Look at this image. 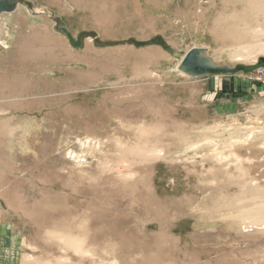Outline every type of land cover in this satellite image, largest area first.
<instances>
[{
    "label": "rangeland",
    "instance_id": "obj_1",
    "mask_svg": "<svg viewBox=\"0 0 264 264\" xmlns=\"http://www.w3.org/2000/svg\"><path fill=\"white\" fill-rule=\"evenodd\" d=\"M250 1L33 0L60 14L72 39L45 16L9 17L0 74L23 78L5 92L31 108L42 146L35 169L15 171L17 210L0 206V264H53L71 231L95 250L84 264H264V218L243 210L264 199V4ZM192 47L235 69L183 74ZM68 81L77 84L58 96L71 104L57 127L34 89ZM140 140L142 155L130 151ZM243 199L249 206L235 205Z\"/></svg>",
    "mask_w": 264,
    "mask_h": 264
},
{
    "label": "crops",
    "instance_id": "obj_2",
    "mask_svg": "<svg viewBox=\"0 0 264 264\" xmlns=\"http://www.w3.org/2000/svg\"><path fill=\"white\" fill-rule=\"evenodd\" d=\"M9 22L10 21L8 18L5 21V24L6 23L8 24ZM52 27H53V23L51 24L50 27V30L53 34L59 36L62 39H67L66 36L53 31ZM66 29H67V35H70L69 38L72 39L68 26H66ZM55 53H57V51H55ZM76 63L77 62H75V64ZM0 65H1L0 68L10 67V66L2 65L1 60H0ZM5 73L7 74V72ZM54 73H56L55 75L56 77H61L64 75L61 72L57 73L56 71H54ZM7 78H8L7 75L0 74V206L2 207L3 203L6 202L8 203L10 208L17 210L15 204H10V203L22 202L21 201L22 199L20 198V194H22V188L20 187L21 186L20 183L16 181L15 171L18 169H23V170L35 169L36 167L34 166L35 157L37 156V154H39V152L38 153L35 152V156H34L32 154L33 153L32 151L35 147L38 146L40 149L42 143L38 144L35 142V136H36L35 126H37V121L36 119L29 117L28 112L30 113L32 112L31 108L29 109L25 105L20 104V100L22 99L20 97V93L16 94L12 92L7 96L5 92V90L8 89V85H14V83L19 84L20 82L23 83V78H20L18 76L17 77L13 76L12 78L11 77L9 78V81ZM75 84L77 83H74L73 85L71 81H68L66 84L67 87H65L62 84V82H59L57 84H52L51 86L48 87L41 86L34 89L36 93L42 95L43 98L49 102L48 109L50 110L51 113H53L54 116L53 120H55L56 123L60 119H65V116L61 115L60 113V109L62 108V106H64L66 103L68 105L71 104L70 95L66 98V100H60L58 96L62 92L71 90V87L75 86ZM9 89H11V91H14V86H9ZM8 110L9 111L13 110L16 112L20 111L19 113L26 112L28 115L25 114L19 116L18 113L16 114V117L14 116L6 117L5 114H7L6 112ZM11 114H13L12 111L9 113V115ZM33 115L36 116L37 112H34ZM67 117L68 116H66V119H68ZM57 127H58V123H57ZM54 132L56 131L54 130ZM48 145L53 146L54 143L51 142L50 140H46L43 148L44 152ZM26 158L29 159L26 160Z\"/></svg>",
    "mask_w": 264,
    "mask_h": 264
},
{
    "label": "bare ground",
    "instance_id": "obj_3",
    "mask_svg": "<svg viewBox=\"0 0 264 264\" xmlns=\"http://www.w3.org/2000/svg\"><path fill=\"white\" fill-rule=\"evenodd\" d=\"M33 1V0H32ZM244 2V1H243ZM247 2H248V0H247ZM250 2H252V3H254V4H256V5H263L264 4V0H251ZM35 4V3H34ZM36 5V4H35ZM38 6V5H37ZM48 8H50L49 6H48ZM51 9H53V8H51ZM18 10V9H17ZM16 10V11H17ZM252 10V9H251ZM16 11L14 12V13H16ZM54 11V10H53ZM246 11V10H245ZM253 11V10H252ZM258 12V11H257ZM55 13V12H54ZM56 14V13H55ZM257 14V13H256ZM12 15V14H11ZM15 15V14H14ZM56 15H58V14H56ZM239 15V14H238ZM255 15V14H254ZM253 15V16H254ZM31 16V15H30ZM38 16H43V15H38ZM63 21H64V19H63V17H61L60 15H58ZM16 17V16H15ZM14 17V18H15ZM238 18H240L239 16H237ZM246 17V16H245ZM248 17V16H247ZM256 18V17H255ZM17 19V18H16ZM237 19V18H236ZM9 20H10V18H9ZM239 20V19H238ZM10 23V22H9ZM235 24V23H234ZM237 24V23H236ZM245 24H246V22H245ZM6 25V27H7V32H6V38L3 40V42L2 43H0V47H3V48H7L9 45H10V41H13V39L12 38H14V33H13V31H11L12 29L11 28H9V24H5ZM231 25H232V23H231ZM241 25V24H240ZM247 25H248V23H247ZM236 26H238V25H236ZM13 27V26H12ZM244 27V26H243ZM238 30V29H237ZM233 32V31H232ZM237 32V31H236ZM244 33V32H243ZM263 34V33H262ZM256 35V34H255ZM12 39V40H11ZM30 46V45H29ZM32 47H33V45H31ZM30 46V47H31ZM31 47V48H32ZM27 48V47H26ZM195 48H197V47H195ZM203 48V47H202ZM202 48H200V47H198V49H201V51H202ZM191 49V48H190ZM204 50L206 49L205 47L203 48ZM28 50V49H27ZM27 50H25L24 52H22L21 50H17V51H19V53H15V54H13V55H11V56H9V57H12L14 60L15 59H22V58H24V57H26L27 55H31V54H33V53H35V49H32V50H29V51H27ZM26 51L28 52V54H26ZM187 52V51H186ZM23 53H25V54H23ZM186 54V53H185ZM201 54L203 55V52H201ZM75 55V54H74ZM80 55V54H79ZM205 55H206V51H205ZM207 56V55H206ZM17 61V60H16ZM212 64V63H211ZM2 65H4V64H2ZM4 66H8L7 64L6 65H4ZM212 66H214V67H223V66H217V65H215L214 63L212 64ZM49 71V70H48ZM49 73V72H48ZM183 73V72H182ZM184 74V73H183ZM212 74H214V73H212ZM50 75V74H49ZM207 75H209V74H207ZM68 76V75H67ZM87 77V76H86ZM66 78V77H65ZM247 137V136H246ZM249 137V136H248ZM147 141V140H146ZM211 141V140H210ZM194 142V141H193ZM196 142V141H195ZM243 142V141H242ZM142 143V144H141ZM234 143V142H233ZM197 144V143H196ZM200 144V143H199ZM227 145V144H226ZM190 146V145H189ZM197 146V145H196ZM128 147V146H127ZM133 150H130V151H135V150H137V152H139L141 155H142V153H145L148 149H147V145L145 144V141H143V140H140L139 141V144H134L133 146ZM211 148V147H210ZM129 149V148H128ZM139 149H141V150H143V151H139ZM155 149L156 148H154L153 150L155 151ZM230 149V148H229ZM157 150V149H156ZM127 152H128V150H126ZM153 151V152H154ZM156 152H158V153H160V151L158 150V151H156ZM155 152V153H156ZM195 152V151H194ZM136 153V152H135ZM215 153H216V151H215ZM185 154V153H184ZM220 154V153H219ZM67 155V154H66ZM75 155V154H74ZM224 155V154H223ZM236 155V154H235ZM217 156H218V154H217ZM220 156H221V154H220ZM226 157V156H225ZM227 159V158H226ZM225 159V160H226ZM76 160V159H75ZM214 160H215V158H214ZM127 186H130V185H127ZM73 189V191H75V192H79V190H80V188L78 189L77 187H76V185L75 186H73L72 187ZM261 192V191H260ZM92 193H95V190H93L92 191ZM263 193V192H262ZM245 194V193H244ZM235 197V196H234ZM255 199V200H254ZM254 202L255 203H257L258 205H257V207H254V209L253 210H247V208H246V210H245V208L243 209L244 210V212H245V214L249 217L250 215H253L254 216V211H256V214H259L262 218H264V199L262 198V197H260V198H258V197H254ZM239 201V200H238ZM249 200H246V199H243L242 201H240V202H237L235 205H239L240 207L241 206H246V204H247V202H248ZM253 201H252V203H254ZM229 203H230V201H229ZM232 203V202H231ZM225 205V204H224ZM234 205V204H233ZM248 205V204H247ZM249 206V205H248ZM230 207H233V206H230ZM238 208V207H237ZM243 208V207H242ZM242 210V211H243ZM255 214V215H256ZM256 218H258V217H256ZM258 220V219H257ZM261 220V219H260ZM84 220L82 219V220H80L79 221V223H78V227H79V229H81V233L82 232H84L82 229H84L85 228V225H84V223H83V225H84V228H83V226H82V222H83ZM54 222V221H53ZM85 222V221H84ZM80 226H82V228L80 227ZM76 227V226H75ZM55 229V228H54ZM70 229V228H69ZM68 229V230H69ZM76 229V228H75ZM48 230L49 231H53L52 230V228H48ZM67 230V231H68ZM71 230V229H70ZM74 230V229H73ZM84 230H86V229H84ZM57 231V230H56ZM54 232H55V230H54ZM60 232H62L61 230H60ZM61 234H63V233H61ZM66 233H64L62 236H64ZM72 234V235H71ZM77 234V233H76ZM89 234V233H88ZM71 235V236H70ZM82 236H84L83 234H82ZM86 236V235H85ZM61 237V236H60ZM62 240H60V242L63 244V248H64V253H59V254H57V258L56 259H52L54 256H55V254L50 258V255L48 256V261H49V258H50V260L52 259V263L53 264H72L74 261H77L78 262V264H84V258H85V256L87 255V256H92L93 254H95V250H92V248H87V249H85V242H84V237L83 238H81L80 236H77L76 237V235H75V233H74V236H73V232L71 231V233L69 232V234L67 235V236H64V238H61ZM48 241V240H47ZM49 242H51L50 240H49ZM49 242H48V244H49ZM51 245L49 246V247H52L53 246V244L52 243H50ZM54 244H55V241H54ZM47 245V244H46ZM90 245V244H89ZM115 245V244H114ZM88 246V245H87ZM109 246H112V245H109ZM60 247V246H59ZM59 247H57V248H59ZM91 247V246H90ZM95 247H96V244H95ZM113 247V246H112ZM115 248V247H114ZM114 248H112V249H114ZM94 249V248H93ZM59 250V249H58ZM100 251H101V249H99ZM99 250H97L96 252H99ZM112 251V250H111ZM113 251H115V250H113ZM60 252H63V251H61L60 250ZM104 252L105 253H110V252H108V251H105L104 250ZM51 253H53L52 251H51ZM100 253V252H99ZM102 253V252H101ZM104 254V253H103ZM106 256H108L107 254H105ZM110 255V254H109ZM97 256H99V255H97ZM101 256H102V254H101ZM101 256H99V257H101ZM112 256V255H111ZM152 256H154V255H148V256H145V258H144V260H145V263L146 262H152L154 259L152 258ZM161 256V255H160ZM99 257H97V258H99ZM103 257V256H102ZM96 258V259H97ZM33 259H36V258H33ZM33 259H31V260H33ZM38 259V258H37ZM36 259V260H37ZM77 259V260H76ZM26 260H28L27 258H26ZM25 260V261H26ZM30 260V259H29ZM98 261H99V259H97ZM101 260V259H100ZM102 260H104V258L102 259ZM96 261V260H95ZM97 261V262H98ZM155 261V264H157L158 262H159V259L158 258H156V260H154ZM76 262V263H77ZM102 263H105V262H103V261H101ZM33 263H36V264H39L40 263V261H33ZM51 263V262H50ZM29 264V263H28ZM48 264V263H47ZM75 264V263H74ZM94 264V263H93Z\"/></svg>",
    "mask_w": 264,
    "mask_h": 264
},
{
    "label": "water",
    "instance_id": "obj_4",
    "mask_svg": "<svg viewBox=\"0 0 264 264\" xmlns=\"http://www.w3.org/2000/svg\"><path fill=\"white\" fill-rule=\"evenodd\" d=\"M17 9L25 10L31 16L43 15L53 22V31L61 35H67V29L63 20L54 11L44 5H35L32 0H0V43L6 38L7 27L5 21L14 14ZM192 47L183 56L178 70L190 77L207 76L212 73H228L232 67H214L212 60L205 55V50Z\"/></svg>",
    "mask_w": 264,
    "mask_h": 264
}]
</instances>
